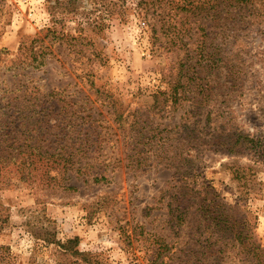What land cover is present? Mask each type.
I'll return each instance as SVG.
<instances>
[{
	"label": "rangeland",
	"instance_id": "1",
	"mask_svg": "<svg viewBox=\"0 0 264 264\" xmlns=\"http://www.w3.org/2000/svg\"><path fill=\"white\" fill-rule=\"evenodd\" d=\"M138 2L0 0V134L13 129L17 145L30 138L33 148L28 169L0 171V247L12 264H54L46 233L77 240L89 264L205 260L197 251L206 214L196 207H206V191L195 201L174 194V171L159 164L165 150L180 160L179 175H195L188 185L245 213L264 251V165L221 146L241 133L264 147V21L231 32V45L209 30L221 52L206 80V37L193 26L179 36L186 48L168 52L160 35L153 46L157 18L137 15ZM176 82L178 103L154 109ZM237 252L218 263L243 264Z\"/></svg>",
	"mask_w": 264,
	"mask_h": 264
},
{
	"label": "trees",
	"instance_id": "2",
	"mask_svg": "<svg viewBox=\"0 0 264 264\" xmlns=\"http://www.w3.org/2000/svg\"><path fill=\"white\" fill-rule=\"evenodd\" d=\"M75 1L76 0H68V4L73 5ZM56 5H61V3L56 2ZM136 9L137 15L147 16L150 14L152 17L156 16L157 18V22L150 25L152 40L154 41L153 46H156V43L159 42L160 35L167 39L164 44L166 45L164 49L168 52L175 49L180 50L186 48L187 44L182 42L179 36L182 31L184 34L190 32L193 26L195 27V29H193L195 33L201 32L206 37V66L202 68L206 69V80L210 73L218 70V61H216V59H218L221 52L218 44L213 46L211 42H208L209 35L211 34L208 32H219V34L225 37L222 40H226L227 43L231 45L226 39V37H231V32H246L255 26L258 21H264V0H139ZM113 12L114 11L110 10V15H112ZM205 21L206 33L203 26ZM178 24L179 26H177ZM157 25L159 31L156 29ZM234 44L235 41H233V45ZM159 48H163V46ZM258 55L262 57L259 62H264V51ZM262 67L264 70L263 64ZM228 69L230 72L229 78L232 79L233 76L236 75V70H234V66L226 67V70ZM180 84L181 83L176 82L170 86L168 92L156 95L154 97V109L160 106V110H162L164 105L169 103L173 106L176 105L180 100L177 98V88ZM210 89L208 82L206 84V91ZM207 95L209 96V92ZM11 117H8V119ZM224 139H226L225 143L221 146L225 147V152L232 153L235 149L244 148V150H248L252 154L257 155L258 162H256V164L258 166L264 165V147L260 140L255 141L253 138L241 133L238 135L236 134L234 137L228 135ZM30 140L31 139L28 138V141ZM28 141H25L21 146L17 145L16 138L13 137V129H7V133L0 134V171L9 167V164L12 166H19L20 170L30 167V163L25 164V162H29L30 155L28 151L33 149ZM3 144L7 145L6 148L10 150L9 153L1 149ZM12 150L14 152L18 151V153H11ZM167 152L168 151L165 150L164 153H161L162 157L160 158L159 164H162L161 161L169 162L164 166L174 171V194L179 193L180 198L182 196L184 199L190 196L191 199L195 201L198 197L204 196L202 192L206 191V207H196V212L198 211L201 214H206L200 226V228H202L201 237H203V239L200 241V246H198L200 251H197L203 259H205V257L206 259H196L198 262H192L189 259L187 263L183 264H219L218 262H224L228 259V254L231 250L238 251L237 255H242L246 258L243 260V264H264V262H262L264 251L253 242L252 233L250 231V221L245 216V213H243L241 209L231 208L222 203L220 196L208 186L205 187L197 183L195 185L198 186V189H195L191 187L192 185H188L186 181H188V179L195 180V175L189 173H183V176L179 175L177 161L180 160L172 157L168 159V157L163 156ZM176 176L178 177L176 178ZM20 179L23 180V177ZM187 210V208H184L177 214L178 217H176V221L180 227L185 223ZM175 211L176 209L171 210V207L169 208L170 214ZM44 236L45 237L42 238V243L44 245H53L49 257L53 258L54 264H63L64 262H69V264L90 263V261L86 259L87 256L78 253L76 249H74L77 240L73 242L68 240L65 243H56L51 234L46 233ZM193 251L195 250H188L186 255ZM157 254L160 255V251ZM78 257L81 259L79 260ZM165 259H167V257H163L159 264H165ZM11 262L8 248L0 247V264H12Z\"/></svg>",
	"mask_w": 264,
	"mask_h": 264
}]
</instances>
